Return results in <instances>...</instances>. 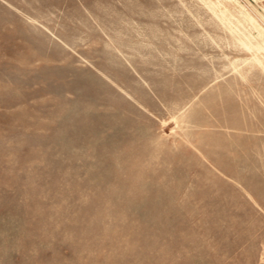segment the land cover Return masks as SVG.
I'll return each mask as SVG.
<instances>
[{
  "label": "rangeland",
  "instance_id": "obj_1",
  "mask_svg": "<svg viewBox=\"0 0 264 264\" xmlns=\"http://www.w3.org/2000/svg\"><path fill=\"white\" fill-rule=\"evenodd\" d=\"M262 5L0 0V264H264Z\"/></svg>",
  "mask_w": 264,
  "mask_h": 264
},
{
  "label": "bare ground",
  "instance_id": "obj_2",
  "mask_svg": "<svg viewBox=\"0 0 264 264\" xmlns=\"http://www.w3.org/2000/svg\"><path fill=\"white\" fill-rule=\"evenodd\" d=\"M227 1H229L230 2V0H227ZM255 1H258V0H255ZM220 4H218V6H219ZM232 5V4H231ZM221 6V5H220ZM223 7V6H222ZM240 8V7H239ZM261 9H262V13L260 12V14H261V17L264 19V5H262V7H261ZM239 14V13H238ZM246 14V13H245ZM240 15V14H239ZM246 19V18H245ZM248 21H250L252 24H256L255 23V21L251 18V17H249L248 16ZM245 23V22H244ZM249 24V23H248ZM251 24V25H252ZM255 29L257 30V37H262V35L264 34V31L262 30V29H260V27L259 26H256L255 27ZM254 31V30H253ZM250 35V34H249ZM261 40V39H260ZM259 49H261V50H264V41H262L259 45ZM247 62V61H246ZM228 68V67H227ZM238 69V68H237ZM235 70V69H234ZM240 70V69H239Z\"/></svg>",
  "mask_w": 264,
  "mask_h": 264
}]
</instances>
